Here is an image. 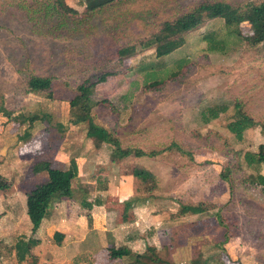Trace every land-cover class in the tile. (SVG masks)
<instances>
[{
  "label": "rangeland",
  "instance_id": "374dc122",
  "mask_svg": "<svg viewBox=\"0 0 264 264\" xmlns=\"http://www.w3.org/2000/svg\"><path fill=\"white\" fill-rule=\"evenodd\" d=\"M15 1L0 0V134L6 130L1 161L49 158L61 140L80 147L72 154L92 151L85 124L73 122L77 110L70 109L68 101L84 79L94 81L108 72L93 88L96 103L90 114L128 149L126 157L114 162L113 178L119 183L131 178L128 187L136 193L132 197L149 200L146 218L151 217L152 226L146 229L166 243L164 255L187 246L190 252L176 257L179 264H264V193L242 180L254 174L243 153L264 144V43L252 46L243 40L250 34L248 24L240 23L236 36L228 34L221 19L205 20L182 34L181 46L156 57L153 47L141 48L138 42L160 20L212 0H122L92 13L85 11L94 0H64L76 14L52 32H46L50 22L40 25L27 18ZM222 1L242 6L260 0ZM204 37L219 50H209ZM124 43L135 44V52L120 59L114 51ZM178 61L181 68L174 78L154 88L143 86L145 72L155 70L161 76L177 70ZM28 74L52 77L50 97L25 92ZM219 106L223 112L203 121L206 108ZM237 111L253 120L240 139L225 127ZM33 115L38 118L29 122ZM42 115L47 117L43 120ZM23 133L39 134L33 146L24 144L31 138L22 140ZM172 142L183 152L165 149ZM101 145L105 158L112 148ZM135 149L160 152L139 157ZM13 164L8 165L12 175ZM225 167L229 184L218 176ZM133 168L141 170L138 178L132 176ZM27 173L23 168L18 173L25 175L22 180L0 179V187L16 183L23 190L42 181L38 176L28 179ZM198 202L204 204L203 212H178L180 205Z\"/></svg>",
  "mask_w": 264,
  "mask_h": 264
},
{
  "label": "crops",
  "instance_id": "0c3cea01",
  "mask_svg": "<svg viewBox=\"0 0 264 264\" xmlns=\"http://www.w3.org/2000/svg\"><path fill=\"white\" fill-rule=\"evenodd\" d=\"M5 131L3 129L0 134V156L5 150L1 147ZM23 134L25 138L22 140L31 138L24 144H32L39 135ZM73 143L61 140L52 150V155L43 158L51 166L61 169L73 159L77 166V175L71 182V197L53 200L33 233L30 232V223L25 213V194L37 183L23 190L16 183L0 187V264H123V258H109L107 248L123 246L132 252H142L146 245L152 246L166 264H179L176 257L178 254L190 252L187 246L169 251L167 255L172 261L170 262L167 255H164L166 243L156 241V234L153 235L151 229H146L152 226L151 217L146 218L149 215V200L144 198L139 201L132 197L136 193L133 186L128 187L131 178L120 183L114 180L111 169L120 158L114 156L112 150L107 157L102 158V143L85 156L77 150L72 154L75 147L80 148ZM16 149L17 153L22 154L19 147ZM34 155L30 153V156ZM32 160L17 156L14 161H1L0 157L1 174L7 172L12 178L22 180L25 175L19 177L18 173L20 169L26 168L29 171L26 175L28 179L38 176L40 180H45V172H30V166L35 162H31ZM11 163H14V176L10 166L8 167ZM7 176L9 175H0V179L5 180ZM132 176L139 177L135 172ZM125 202L128 203L127 206L124 205ZM157 207L164 211L161 206ZM19 238L35 240V244L29 248V253L22 260L17 259L14 250V244Z\"/></svg>",
  "mask_w": 264,
  "mask_h": 264
},
{
  "label": "trees",
  "instance_id": "16d2710c",
  "mask_svg": "<svg viewBox=\"0 0 264 264\" xmlns=\"http://www.w3.org/2000/svg\"><path fill=\"white\" fill-rule=\"evenodd\" d=\"M122 0H94L93 4L86 9V13H92L109 7L114 3ZM23 14L34 20L36 23L41 22L40 25L50 22L46 32H52L59 28L66 20L72 19L76 11L68 6L64 0H17L15 1ZM84 12V15L86 14ZM221 19L227 28L228 34L239 36L240 23L248 24L250 30L249 35H245L243 40L249 45H257L264 43V0L257 3L250 2L242 6L231 5L222 0L203 1L194 6H191L186 11L177 14L170 18L160 20L158 27L151 32L144 40L139 41L138 45L141 48L153 47L154 55L160 57L167 55L173 50L177 49L183 43L182 34L188 32L205 20ZM206 40L209 41L207 37ZM209 50H219L213 43L208 45ZM115 55L118 58L130 57L135 52V44L124 43L115 48ZM181 68V61H178L177 70H166L163 75L159 76L155 70H150L144 73L143 86L146 88H154L164 82L165 79L174 78ZM108 72L100 73L96 76L94 81L84 79L75 87V94L68 101L69 108H76L77 112L74 114V123L85 124V137L91 139L93 146L98 147L101 143H108L112 148V153L118 158L126 157L129 152L128 149H123L119 145L117 138L112 136L104 127L95 123L90 114L91 107L96 103L91 98L93 88L96 83L103 82ZM51 76H39L35 74H28L25 80V92L27 93H41L46 92V97H50ZM222 107H208L207 114L202 113L203 121L214 119L220 112H223ZM228 121L225 125L226 129L237 139H240L245 129L249 128L253 120L245 114H239ZM44 120L47 115L41 116ZM38 117L36 115L28 117V121L32 122ZM23 120V119H21ZM164 148V147H163ZM165 149H174L181 151L179 146L175 143H170ZM160 151L155 149L144 153L140 149H135L136 156H153ZM246 166L254 170V174L244 176L243 182L257 186L262 193H264V173H261L259 168L264 170V144L258 145V150L255 152L245 151L242 155ZM135 174L141 171L134 169ZM45 172L46 178L39 182L25 194V213L30 223V232L33 233L37 228L40 220L44 217L47 207L50 203L59 198L71 197V182L75 180L77 175V166L73 159L68 161L64 169L51 166L50 162L45 159L35 161L30 166V172L35 174L38 172ZM139 174V173H138ZM137 175V174H136ZM219 179L228 183L230 182V171L228 167L223 168L218 173ZM128 205L127 202L124 203ZM202 202L196 204L180 205L178 212L183 214H197L203 212L206 208ZM217 216V215H216ZM219 225H224L220 218L216 217ZM226 238V237H225ZM224 238V239H225ZM35 244L33 239L19 238L14 244V250L18 260H22L24 255L29 253V248ZM107 255L109 258H123V264H166L162 258L158 256L152 246L146 245L142 252L130 251L123 246L107 248ZM201 264V263H192Z\"/></svg>",
  "mask_w": 264,
  "mask_h": 264
}]
</instances>
